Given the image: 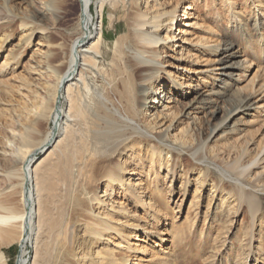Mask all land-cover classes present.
<instances>
[{"label":"rangeland","instance_id":"rangeland-1","mask_svg":"<svg viewBox=\"0 0 264 264\" xmlns=\"http://www.w3.org/2000/svg\"><path fill=\"white\" fill-rule=\"evenodd\" d=\"M59 1L65 4L60 6L57 19L44 12L39 0H0V204L17 210L23 207L22 181L10 173L15 170L20 174L19 147L42 142L54 126L52 115H43L52 104L57 81L53 75L41 77L29 69L30 55L36 51L42 58L48 48L36 45V40L43 38L40 35L29 40L24 34L32 22L48 28L50 42L62 46L54 48L53 60L58 70L64 71L78 33L81 5L78 0ZM135 1L115 0L114 5H105L104 39L97 64L86 70L88 89L81 85L78 109L73 111L75 120L62 128V142L37 169L39 242L28 245L27 256L36 264H64L73 255L84 253L87 247L79 243L84 230L78 222L81 214L91 206L90 197L106 189L110 169L123 167L132 173L127 176L128 187L140 179L150 187L154 204L159 206L156 230L166 232L162 236L169 241L165 243L157 233L143 231L149 219L143 212L146 207L138 209L127 201L131 210L143 217L139 223L144 229L136 237L148 236L147 244L155 252L163 249L174 264H264V189L246 191L249 195L240 193L236 180L239 171L244 174V185H264V111L242 110L229 117L240 95L257 90L264 82V26L256 20L262 16L258 10L264 13V0L258 1V7L248 5L247 0H190L212 32L222 36L228 32L236 49L241 50L240 59L248 54L249 61L238 72L240 81H232L230 92L220 99L226 107L221 114L203 110L187 115L188 101L197 93L179 98L174 106L176 113L164 121L173 126L167 144L159 143L148 132L145 116L134 106L139 99L136 82L140 70L133 69L132 59L137 44ZM92 9L95 23L100 24L97 5ZM163 51L171 52L167 48ZM8 53L13 57L7 58ZM208 57L205 61L212 60ZM167 59L171 58L164 61ZM170 85L171 78L166 81V86ZM255 95L264 104V88ZM63 105L68 109L66 100ZM184 143L194 146L195 155L178 150ZM43 157L44 152L38 155ZM157 157H162L161 170H149L150 162ZM236 162L240 167L235 168ZM198 177L206 181L204 187L188 181ZM214 184L219 187L218 193L233 192L227 208L222 207L221 196H213ZM156 185L162 189L160 196ZM14 230L10 239L0 234V253L8 264L18 263L20 253V230ZM171 235L181 239L170 241Z\"/></svg>","mask_w":264,"mask_h":264},{"label":"bare ground","instance_id":"bare-ground-1","mask_svg":"<svg viewBox=\"0 0 264 264\" xmlns=\"http://www.w3.org/2000/svg\"><path fill=\"white\" fill-rule=\"evenodd\" d=\"M39 1L43 2L44 12L57 19L60 18V6L65 2ZM78 1L81 5L77 23L78 33L72 42L69 64L64 71L60 72L53 60L56 56L55 49L62 46L50 42L51 35L48 28L32 22L27 26L28 31L24 34V37L30 38L29 40L37 35L43 37L36 40V45L47 47L49 52H45L46 55L40 58L38 56L40 54L34 51L30 55L29 69L41 77L45 74L53 75L57 81L51 95L52 104H48V111L45 109L46 114L43 115L45 117L51 114L54 126L42 142L28 143L19 147V159L22 162L20 174H17L15 170L10 173L22 181L23 207L17 210L0 204L2 209L0 234L3 232L4 238L10 239L15 233L14 229L20 230L18 244L21 247L16 264H36V261L29 259L27 252L28 245L34 246L39 242L41 207L38 198V181H36L37 169L48 159L50 152L62 142V128L69 126L75 120L73 111L78 109L76 105L79 102L78 94L81 93V85H85L88 89L86 70L97 64V55L101 53L104 39L102 17L105 5L115 4V0H97L95 3L93 0ZM258 1L260 0H247L246 3L252 7H258ZM135 2L138 9L137 20L134 22L137 44L133 48L132 59L133 69L138 67L140 70L136 82L139 99L134 102V106L137 112L145 116L144 124L148 132L156 137L159 143L167 144L168 132L173 126L164 124V121L168 116L176 113L174 106L179 98L197 93L191 101H188L187 115L198 114L203 110L214 115L221 114L226 107L220 104V99L228 95L232 81H240L239 77L237 78L238 72L249 61V55L244 54L243 59H240L241 50L236 49L228 32L223 36L212 32L203 14H200L199 10L196 11L190 0H137ZM94 4L97 5V14H100V24L95 23V13L92 9ZM258 11L262 16L256 20H260L264 26V13L261 10ZM163 48L170 49L171 52L165 53ZM12 53H8L7 58L13 57ZM205 56H210L207 59L212 60L205 61ZM166 58L171 59L164 61ZM202 62H204L201 64L203 67H200ZM169 78H171V85L166 86ZM259 86L257 90L240 95L238 104L234 105L236 108L229 113V117L242 110L264 111V104H261L260 99H255L258 97L255 94L264 88V82ZM63 100L68 102V109L63 105ZM49 146L51 147L48 148ZM177 148L183 154L195 155L192 144L184 143ZM43 152L44 157L38 158V155ZM159 153L162 155L163 150ZM161 158L157 157V160L153 158L149 170L157 169L159 172L162 168ZM235 166H237L235 168L240 167L237 162ZM168 171L171 172L172 169L168 168ZM236 173L240 193L246 191L253 193L264 189L262 184L249 182L250 186L244 185L243 172ZM131 174L130 170H124L123 167H113L106 174V189L90 197L91 206L87 205L84 208V213L78 221L84 227L83 233L79 236L82 242L79 243L85 244L87 250L82 254L73 255L71 260L66 259L64 264H174V260L163 249H159L161 252L157 253L147 244L148 236L136 237L138 231L144 229L139 223L143 217L138 211L131 210L128 200L132 201L138 209L147 208L143 212L148 214L146 216L149 219L143 231L147 234L157 233V238L162 243H165L166 239L169 241L162 236L166 234L165 231L156 230L160 209L154 204L150 187L145 186L140 179L128 187L130 182L127 176ZM188 181L190 184L195 181L200 184V187H204L206 182L202 177ZM214 186L213 196L216 194L218 197L221 196L222 207L227 208L228 202L233 201H231L234 197L233 192L224 190V194L218 193L220 191L218 185L214 184ZM155 191L159 196L162 194V189L158 186L155 187ZM246 194L249 195L247 192ZM119 196L126 200L119 199ZM199 197L200 195L197 194V202L200 201ZM133 238L137 240L133 241ZM172 239L179 241L181 237L173 235L170 241ZM158 246L159 244L155 243V247ZM0 264H8L3 252L0 253Z\"/></svg>","mask_w":264,"mask_h":264}]
</instances>
